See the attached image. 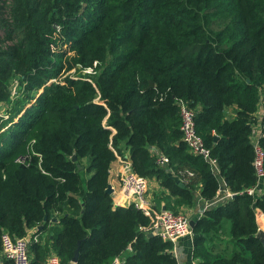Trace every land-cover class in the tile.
Segmentation results:
<instances>
[{
	"label": "trees",
	"instance_id": "16d2710c",
	"mask_svg": "<svg viewBox=\"0 0 264 264\" xmlns=\"http://www.w3.org/2000/svg\"><path fill=\"white\" fill-rule=\"evenodd\" d=\"M94 62L86 79L64 75ZM263 84L264 0H0V248L2 232L36 228L30 264H70L78 242L75 264H179L147 215L105 191L128 154L169 192L157 209L212 200L223 181L233 193L194 218L196 264H264V193L246 192ZM180 101L218 174L182 140ZM262 132L264 150V118Z\"/></svg>",
	"mask_w": 264,
	"mask_h": 264
},
{
	"label": "built area",
	"instance_id": "2783aa9c",
	"mask_svg": "<svg viewBox=\"0 0 264 264\" xmlns=\"http://www.w3.org/2000/svg\"><path fill=\"white\" fill-rule=\"evenodd\" d=\"M180 110V130L182 140L194 154L201 155L207 161L214 174H218L216 159L210 155L209 148L204 145L202 138L197 134L195 127L196 111L190 108L184 101L179 102ZM254 123L250 134V140L254 151L253 167L255 170L256 181L253 186L246 188V192L251 195L260 196L264 193V150L260 143L262 132V120L264 118V84L259 87L256 109L254 111ZM157 161L160 165L168 163L166 156L157 150ZM119 162V187L113 189V193L121 196L123 206L134 205L150 218L147 228L151 234L157 235L165 240L176 242L184 236L192 237V227L184 211L177 213L166 208H155L147 197V178L142 177L134 172L128 155H117ZM168 171L173 173L172 169ZM185 176H192L193 172L186 170ZM222 186L217 191L212 200H203L201 197L197 200L195 217L199 218L206 209L214 207L225 202L233 193L221 182ZM263 185V188L260 186ZM113 196V195H112ZM259 212L258 217L264 216ZM39 240L38 229L33 228L22 237H13L8 232L1 234L0 264H30L29 247L31 241ZM130 249V247H129ZM122 259L117 257L113 264H122ZM44 264H61L60 258L55 253H50ZM70 264H75L71 261Z\"/></svg>",
	"mask_w": 264,
	"mask_h": 264
},
{
	"label": "crops",
	"instance_id": "0c3cea01",
	"mask_svg": "<svg viewBox=\"0 0 264 264\" xmlns=\"http://www.w3.org/2000/svg\"><path fill=\"white\" fill-rule=\"evenodd\" d=\"M233 107L228 108L226 111V116L228 118H233V116L235 115V111H234ZM117 155H116V159L111 164V169H110V174H109V183L112 185L113 189H115V190H117V188L119 187V162H118ZM125 155H128V154H125ZM184 172L185 171H183V174H184ZM174 176H178V180L179 179L180 180H184V179L186 180L187 178L192 177L193 175L192 176H185V174H184L183 175L184 177H180V173H179L178 175L174 174ZM149 182H151L152 183L151 185H153L157 188V194H155L157 196V198H160L162 196L169 194L167 189L160 186L157 181L149 180ZM260 187L263 188V185H261ZM111 194L113 195V198L116 197V195H117V193H113V192ZM159 194H161V195H159ZM150 195H151V193H150ZM163 204H164V199H161L160 205H163ZM113 205L114 206H117V205L123 206L121 196H119V195L117 196L116 201H113ZM161 208H165V206L163 205ZM196 208H197V201L195 202L194 206H179L178 210L184 211L186 213L187 218L189 220H191V219L195 218ZM258 214H259V212L256 210V218H257L258 228L264 229V216L258 217ZM262 214H264V213H262ZM173 244H174L173 245V252H174V255L178 258L179 264H196V261L192 256V247H193L192 246V244H193L192 243V237H189V236L181 237L176 242H174Z\"/></svg>",
	"mask_w": 264,
	"mask_h": 264
},
{
	"label": "rangeland",
	"instance_id": "374dc122",
	"mask_svg": "<svg viewBox=\"0 0 264 264\" xmlns=\"http://www.w3.org/2000/svg\"><path fill=\"white\" fill-rule=\"evenodd\" d=\"M95 63L96 62H94L92 65H87V66H84L81 63L77 64L75 66V68L66 72L64 75L68 74L70 77H74V78L81 77V78L86 79L89 77L87 74H90L93 72V66L95 65ZM79 73L81 74V76L79 75ZM10 85L15 91L18 89L17 82H12ZM0 106H2V103H0ZM1 109H2V107H0V112H1ZM151 184L152 183L149 182V180H148V182H147V188H148L147 189V197L152 202L153 206H157L156 203H157L158 198L155 195V194H157V188ZM150 193L152 196L150 195ZM159 195H161V194H159Z\"/></svg>",
	"mask_w": 264,
	"mask_h": 264
},
{
	"label": "water",
	"instance_id": "95a60500",
	"mask_svg": "<svg viewBox=\"0 0 264 264\" xmlns=\"http://www.w3.org/2000/svg\"><path fill=\"white\" fill-rule=\"evenodd\" d=\"M152 85H153V82L152 81H149V86H152ZM72 158L74 160L75 159V155H73ZM180 184L182 185V183H180ZM105 191L107 193H110V194L113 192V187H112V185L110 183H108ZM194 223H195V220L194 219L189 220V224H190L191 227H193ZM150 235H151V233H150ZM256 235L260 239V241L262 243V246L264 248V229L258 228V231H257ZM79 246H80V242H78L77 247H76L75 252H74V255L72 257V261L73 262H76L77 261L78 252H79Z\"/></svg>",
	"mask_w": 264,
	"mask_h": 264
}]
</instances>
